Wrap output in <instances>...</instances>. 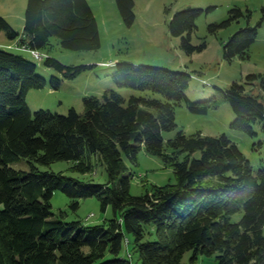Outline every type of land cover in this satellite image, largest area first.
I'll use <instances>...</instances> for the list:
<instances>
[{"label":"trees","instance_id":"trees-1","mask_svg":"<svg viewBox=\"0 0 264 264\" xmlns=\"http://www.w3.org/2000/svg\"><path fill=\"white\" fill-rule=\"evenodd\" d=\"M116 2L125 24L132 27L135 0ZM203 13L188 9L170 23V33L182 39L181 47L189 55L206 48L192 40ZM232 14L211 31L243 16L240 10ZM0 32L38 52L49 48L52 38L71 51L102 47L88 0H29L23 32L2 17ZM257 38L258 28L238 32L225 45L226 59L249 58ZM45 65L60 76L52 80L56 90L64 79H75L93 67H68L50 57ZM37 69L35 61L0 48V264H133L127 235L134 237L142 264H184L188 252H193L190 264L200 255H216L218 264H264V168L255 173L227 135L180 131L174 139L164 138L165 132L177 129L176 108L183 103L196 115H208L228 103L236 114L232 128L254 136V126L264 123L262 95L234 83L210 101L193 103L187 98L192 81L188 72L121 61L113 74L120 88L165 100H127L112 91L103 98H85L84 114L74 108L64 116L46 110L33 113L28 94L47 86ZM248 80L264 94V74ZM142 151L173 166L177 184L133 196L134 175L128 174L125 158L138 164ZM93 157L104 165L107 183L41 172L35 166L71 161L74 170L85 175L95 169ZM21 159L32 166L30 172L9 166ZM57 191L72 200L75 210L81 200L97 198L103 212L112 208L114 218L92 226L65 222L64 213L56 217L53 212ZM239 214L242 219L233 222Z\"/></svg>","mask_w":264,"mask_h":264},{"label":"rangeland","instance_id":"rangeland-1","mask_svg":"<svg viewBox=\"0 0 264 264\" xmlns=\"http://www.w3.org/2000/svg\"><path fill=\"white\" fill-rule=\"evenodd\" d=\"M29 0H0V17L18 32L25 27V17ZM99 25L102 47L98 51H71L64 49L58 38H52L49 48L41 51L44 60H37L30 51L9 49L10 41L4 32H0V48L24 56L38 64L37 74L47 81V86L32 90L27 96L30 110H41L54 114L68 115L74 108L79 114L85 113L84 99L103 98L107 92H116L127 100L131 97H149L165 100L150 92L120 88L113 80L116 65L129 61L138 66L162 68L174 72H188L192 81L187 98L190 102L201 103L212 100L218 91H225L234 83L244 86L247 92L262 95L258 86L249 85V76L264 74V0H135L136 21L132 27L125 24L116 0H88ZM213 8L212 10H209ZM188 9L204 10L197 20V30L193 34V45L206 44L202 52L187 54L181 47L182 39L170 33L173 17ZM240 10L243 16L229 26L211 31V27L222 25ZM251 15V17H250ZM261 24V25H260ZM258 28V38L249 52V58L236 57L228 61L225 57V45L238 32L247 27ZM53 58L68 67L93 66L75 79H64L56 90L52 86L54 77L59 74L46 67L47 58ZM110 65V66H109ZM236 114L232 106L224 104L208 115H196L189 111L186 103L176 108L177 129L165 132L164 138L174 139L180 131L187 135L202 132L204 136L220 137L227 135L238 144L258 173L264 168V123L254 126L255 135L249 136L232 128ZM95 169L88 174L74 170L75 163L58 161L51 165H35L41 172L64 173L66 176L92 181L99 184L108 182L104 165L96 157L92 160ZM128 174H133L131 194L142 196L154 187L177 184L173 166L146 151L139 155L138 164L125 158ZM17 171L30 172L32 166L26 159L9 165ZM72 200L63 192L57 191L52 199L53 212L65 222L80 221L86 225H100L114 218L112 208L103 212L97 198L81 200L75 210ZM94 215L91 219L90 217ZM242 214L233 218L239 222ZM128 250L132 254L133 264H142L139 254L134 251V237L127 235ZM193 252H188L184 264H190ZM195 264H218L216 255H200Z\"/></svg>","mask_w":264,"mask_h":264},{"label":"built area","instance_id":"built-area-1","mask_svg":"<svg viewBox=\"0 0 264 264\" xmlns=\"http://www.w3.org/2000/svg\"><path fill=\"white\" fill-rule=\"evenodd\" d=\"M9 49H16V50H21V51H30V52L33 54V56H34L37 60H39V61L44 60V56H43L40 52H38V51H33V50H29L26 46H24V45H20V41L15 42V43L13 44V46H10V47H9ZM109 66H110V65H109ZM93 216H94V215H92V216L90 217V219H91Z\"/></svg>","mask_w":264,"mask_h":264},{"label":"crops","instance_id":"crops-1","mask_svg":"<svg viewBox=\"0 0 264 264\" xmlns=\"http://www.w3.org/2000/svg\"><path fill=\"white\" fill-rule=\"evenodd\" d=\"M14 44V43H13ZM13 44H10V45H13Z\"/></svg>","mask_w":264,"mask_h":264}]
</instances>
